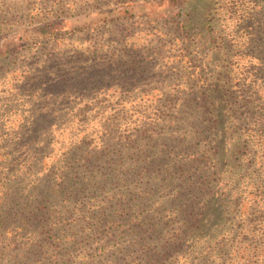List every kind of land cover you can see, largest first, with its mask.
Returning <instances> with one entry per match:
<instances>
[{
    "label": "rangeland",
    "instance_id": "rangeland-1",
    "mask_svg": "<svg viewBox=\"0 0 264 264\" xmlns=\"http://www.w3.org/2000/svg\"><path fill=\"white\" fill-rule=\"evenodd\" d=\"M206 88L225 98L223 122L213 130L206 114L192 146L231 149L215 177L247 200L264 190V0H0V208L81 181L48 222H0V264H262L261 214L212 203L187 226L162 205L172 187L126 172L146 154L177 156L187 102ZM142 210L163 220L147 249L124 219ZM172 235L179 246L161 257L155 242ZM245 249L262 255L240 259Z\"/></svg>",
    "mask_w": 264,
    "mask_h": 264
},
{
    "label": "trees",
    "instance_id": "trees-1",
    "mask_svg": "<svg viewBox=\"0 0 264 264\" xmlns=\"http://www.w3.org/2000/svg\"><path fill=\"white\" fill-rule=\"evenodd\" d=\"M162 1L168 2L169 4H185V0ZM224 101L225 98L220 96L219 91L214 92L207 88L203 90L201 96L190 97L187 102V107L191 111L189 112L191 116L188 123L192 131L191 135L186 139L171 144L172 151L177 156H164L158 151L157 153L146 154L147 156H154L151 160L125 164L127 168L126 172L130 175L133 173L137 179L157 180L161 186L172 187V193L169 198L163 201L162 205L168 210L171 218L187 226L200 227L208 219L207 207L209 208L216 204L221 205L224 212L226 206L228 208L229 206L238 205L235 211L239 210L248 215L251 213H259L264 217V190L251 191L250 198L246 200L235 190L222 191L219 186V181L216 180L215 176L220 167L218 161L224 159L228 154V157H230L232 154L231 149L227 150L224 148L225 152H222L218 148L213 155H207L206 151L201 154L200 150L192 146L193 137L207 133V128L204 125L206 114L214 117L211 126L213 130L222 125ZM187 150H191L192 153L184 156L185 152H188ZM60 179L61 181L59 183L50 185V190L43 193L41 197L36 196L34 193L30 194L25 199L23 205H19V196L9 198L5 207L0 208V222L6 218L10 219L12 216L21 219L24 226H27L32 221H37L40 224L48 222L51 214L47 206L59 197L66 196L78 190L77 187L81 183L80 179L71 175L62 176ZM87 180L91 179L88 178ZM146 195L151 196L150 190L146 192ZM37 198H40V203L44 201L45 205L39 204L34 206L35 202L37 203ZM133 202L137 208L147 204L140 196L133 198ZM3 203L5 201L1 200L0 205ZM147 215L142 210L138 214L135 212L130 217L127 214L124 218L128 219L129 222H134L137 226L138 231L135 235L140 237V246L143 249L148 248V243L153 244L152 240L156 239L160 234L161 223L163 221L162 219H158L157 215ZM138 220L140 222L139 224ZM262 220L264 224V219L262 218ZM178 235H172L166 241L155 242L157 244V250L162 253L160 254L161 257H163V252L177 249L179 246V242L177 241ZM27 245V253L24 256L27 259L34 260L38 250L33 245ZM243 254L240 256V259L247 257L250 260L254 255L258 258L262 255L259 253L253 254L251 249L243 250ZM259 259H262L261 263L264 264V254ZM253 264H258V260H254Z\"/></svg>",
    "mask_w": 264,
    "mask_h": 264
}]
</instances>
